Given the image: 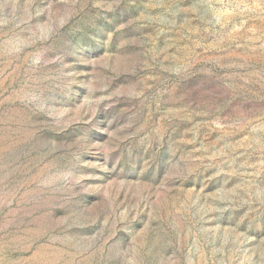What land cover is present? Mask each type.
<instances>
[{
  "label": "rangeland",
  "instance_id": "374dc122",
  "mask_svg": "<svg viewBox=\"0 0 264 264\" xmlns=\"http://www.w3.org/2000/svg\"><path fill=\"white\" fill-rule=\"evenodd\" d=\"M0 264H264V0H0Z\"/></svg>",
  "mask_w": 264,
  "mask_h": 264
}]
</instances>
